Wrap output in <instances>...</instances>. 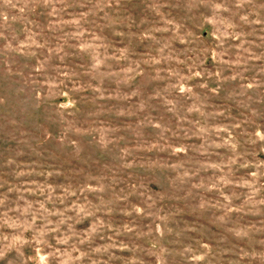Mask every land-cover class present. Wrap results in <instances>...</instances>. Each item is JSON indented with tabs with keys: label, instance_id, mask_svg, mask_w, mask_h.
I'll return each mask as SVG.
<instances>
[{
	"label": "rangeland",
	"instance_id": "rangeland-1",
	"mask_svg": "<svg viewBox=\"0 0 264 264\" xmlns=\"http://www.w3.org/2000/svg\"><path fill=\"white\" fill-rule=\"evenodd\" d=\"M0 264H264V0H0Z\"/></svg>",
	"mask_w": 264,
	"mask_h": 264
}]
</instances>
